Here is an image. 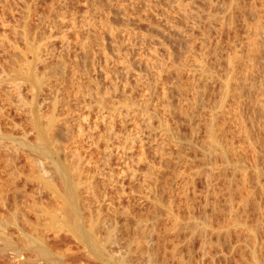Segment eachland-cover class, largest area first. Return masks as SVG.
Wrapping results in <instances>:
<instances>
[{
	"label": "rangeland",
	"instance_id": "374dc122",
	"mask_svg": "<svg viewBox=\"0 0 264 264\" xmlns=\"http://www.w3.org/2000/svg\"><path fill=\"white\" fill-rule=\"evenodd\" d=\"M261 25L264 0H0V264L42 241L92 264L106 251L127 264H264ZM248 62L245 101L235 91ZM235 98L243 118L209 120ZM70 204L99 220L93 258L46 225ZM21 229L44 238L26 244Z\"/></svg>",
	"mask_w": 264,
	"mask_h": 264
},
{
	"label": "bare ground",
	"instance_id": "6f19581e",
	"mask_svg": "<svg viewBox=\"0 0 264 264\" xmlns=\"http://www.w3.org/2000/svg\"><path fill=\"white\" fill-rule=\"evenodd\" d=\"M236 1H234V3H235ZM236 3H238V6L240 7L241 5H240V3L239 2H236ZM186 4V3H185ZM182 5H184V4H182ZM236 6H237V4H235ZM29 6V5H28ZM27 6V7H28ZM237 8V7H236ZM234 9V8H233ZM232 9V10H233ZM237 10H239V8L237 9ZM87 14V13H86ZM91 14V13H90ZM88 15V14H87ZM234 16V15H233ZM231 17V16H230ZM84 18H85V16H84ZM82 19V18H81ZM91 19V18H90ZM231 19V18H230ZM233 19H234V17H233ZM262 19V18H261ZM84 20V19H83ZM87 20H89V19H87ZM93 20H94V18H93ZM89 22V21H88ZM91 22V21H90ZM230 22V21H229ZM92 23V22H91ZM90 23V24H91ZM94 23V22H93ZM75 24V23H74ZM89 24V25H90ZM262 24V23H261ZM92 25V24H91ZM96 26H97V24H96ZM262 27H263V29L260 31H258V33L257 34H260L262 31H263V33H264V25H261ZM99 27V26H98ZM120 27V26H119ZM74 28V27H73ZM96 28V27H95ZM100 28V27H99ZM127 28V27H126ZM92 29V28H91ZM101 29V28H100ZM128 29V28H127ZM129 29H131V28H129ZM250 29V28H249ZM72 30V29H71ZM120 30H122V28L120 29ZM124 30V29H123ZM93 31V30H92ZM118 31V30H117ZM125 31V30H124ZM129 31V30H128ZM93 32H96L95 30L93 31ZM111 32V31H110ZM121 32V31H120ZM109 33V32H108ZM114 33V32H113ZM262 33V34H263ZM117 34V33H116ZM115 33H114V36L116 35ZM128 34V33H127ZM134 34V33H133ZM138 34V33H137ZM136 34V35H137ZM128 35H130L129 37L132 39V37H131V33L129 32V34ZM136 35H135V37H136ZM139 35V34H138ZM121 36V35H120ZM117 37V36H116ZM127 37V36H126ZM128 37V38H129ZM140 37V36H139ZM138 37V38H139ZM113 38V37H112ZM121 39V38H120ZM146 39V38H145ZM101 40V39H100ZM99 40V41H100ZM122 40V39H121ZM135 40H137V39H135ZM140 40V39H139ZM142 40V39H141ZM147 40V39H146ZM149 40V39H148ZM161 40V39H160ZM143 41V40H142ZM165 41V40H164ZM116 42V41H115ZM123 42V41H122ZM132 42H133V40H132ZM137 42V41H136ZM167 42V41H166ZM135 43V42H134ZM140 43V42H139ZM86 44V43H85ZM99 44V43H98ZM117 44V43H116ZM121 44V43H120ZM131 44H133V43H131ZM142 44V43H141ZM140 44V45H141ZM144 44V43H143ZM161 44H162V42H161ZM166 44V43H165ZM169 44V43H168ZM89 45V44H88ZM139 45V44H138ZM131 46V45H130ZM130 46H128L129 48H130ZM134 46V45H133ZM166 46V45H165ZM169 45H167V47H168ZM125 47V46H124ZM123 47V48H124ZM127 47V48H128ZM170 47V46H169ZM128 48V49H129ZM41 49V48H40ZM40 49H39V51H38V53L36 54L37 55V57H38V59H39V61L40 62H42L43 61V57H44V54H42L41 52L42 51H40ZM133 49V48H132ZM135 49V48H134ZM156 50H157V48H155ZM42 50V49H41ZM153 50H154V48H153ZM152 50V51H153ZM125 51V50H124ZM145 51V50H144ZM159 51V50H158ZM170 51V50H169ZM119 52V51H118ZM154 52H156V51H154ZM150 53L151 52H149V56H151L150 55ZM136 54V53H135ZM146 54V53H145ZM144 54V55H145ZM171 55V54H170ZM173 55V54H172ZM134 56V55H133ZM136 56V55H135ZM134 56V57H135ZM148 56V57H149ZM154 56V55H153ZM120 57V56H119ZM118 57V58H119ZM141 57H143V56H141ZM156 57V56H155ZM158 57V56H157ZM45 58V57H44ZM133 58V57H132ZM140 58V57H139ZM160 58V57H159ZM173 58V57H172ZM171 58V59H172ZM38 59H37V61H38ZM116 59V58H115ZM127 59V58H126ZM157 59V58H156ZM162 59V58H161ZM160 60V59H159ZM38 61V62H39ZM105 61V60H104ZM114 61V60H113ZM118 61H120V60H118ZM130 61V60H129ZM169 61H170V59H169ZM124 62V61H123ZM110 63V62H109ZM108 63V64H109ZM137 63H140V62H137ZM248 63H250V64H246L247 66H245L244 64V66H245V68L244 69H242L241 71H240V74L241 75H243L242 77H241V75H240V77L238 76V78H236L237 79V85H239L238 87H236L237 88V91H235V92H237V94L241 97L242 95H247V97L248 98H245V96H244V100L246 101L247 99L249 100L250 99V97H251V95L249 94V93H244L245 92V87L244 86H246L248 83H247V81L251 78V75H253L254 73V71L256 70L255 68H254V65H256V64H254L253 62H248ZM113 64H115V63H113ZM120 64V63H119ZM131 64H132V62H131ZM173 64V63H172ZM106 65V64H105ZM129 65H130V63H129ZM109 66V65H108ZM123 66V65H122ZM126 66H128V64L126 65ZM155 66V65H154ZM170 66V65H169ZM172 66V65H171ZM243 66V67H244ZM130 67V66H129ZM134 67V66H133ZM156 67V66H155ZM163 67V66H162ZM177 67V66H176ZM108 68V67H107ZM106 68V69H107ZM110 68V67H109ZM123 68V67H122ZM127 68V67H126ZM164 68V67H163ZM162 68V69H163ZM169 68V67H168ZM167 68V69H168ZM171 69V68H170ZM255 69V70H254ZM128 70V69H127ZM164 70V69H163ZM172 70V69H171ZM234 70V69H233ZM105 71V70H104ZM121 71H122V69H121ZM235 71V70H234ZM234 71H233V73H234ZM109 72V71H108ZM124 72V71H123ZM129 72H130V70H129ZM239 72V71H238ZM114 73V72H113ZM160 73V72H159ZM171 73V72H170ZM232 73V72H231ZM233 73H232V75H233ZM252 73V74H251ZM162 74V73H161ZM238 74V73H237ZM115 75H117L116 73H115ZM114 75V76H115ZM123 75V74H122ZM125 75V74H124ZM111 77V76H110ZM241 80H240V79ZM36 79H39L38 80V84H40L41 83V81H42V78H37L36 77ZM161 82V81H160ZM242 82V83H241ZM125 83V82H124ZM238 83H241L242 85L240 86V84H238ZM50 86V90L52 89V85H49ZM19 87V86H18ZM10 90L11 89H6V92L9 94V98L7 97V100L8 101H10L11 102V94H13V93H10ZM20 90V89H19ZM262 92H263V94H264V91L262 90ZM7 93H5L4 92V94H7ZM259 93H261V92H259ZM258 93V94H259ZM234 93H232V95H233ZM231 95V96H232ZM236 95V94H235ZM13 96V95H12ZM237 96V95H236ZM239 96H237L236 98H238ZM256 96H258V95H256ZM18 97V96H17ZM230 97V96H229ZM229 97H227L228 98V100H229ZM239 97V98H240ZM243 97V96H242ZM259 97V96H258ZM235 98V99H236ZM223 99H224V97H223ZM223 99H221V102H220V105L218 104V105H215V106H213L212 108H211V119L209 118V120L211 121L212 120V118H214V116H215V113L216 112H218V111H223V112H220V113H222L223 115H225L226 113H228V112H231V110H236V117H238V116H240V118H243V115H244V112H245V108H244V106H243V100L242 99H239V100H237V104L235 105L236 107L235 108H232V105L230 106L229 104H227V103H225V102H223L222 103V100ZM234 99V100H235ZM251 99H252V97H251ZM227 100V101H228ZM232 100V99H231ZM2 101V100H1ZM7 101V102H8ZM13 101V100H12ZM244 101V102H245ZM230 102V101H229ZM249 102V101H248ZM3 103V102H2ZM236 103V102H235ZM246 104V103H245ZM115 105V104H114ZM113 105V106H114ZM171 104H169V106H170ZM247 105V104H246ZM5 107V106H4ZM3 107V105H0V114L1 115H6V111L7 110H5V109H7V108H4ZM116 107V106H115ZM114 107V108H115ZM118 107V106H117ZM172 107H173V105H172ZM171 107V108H172ZM37 108V107H36ZM113 107H111V109H112ZM119 108V107H118ZM170 108V107H169ZM247 108H248V106H247ZM109 109V108H108ZM111 109H110V111H111ZM116 110V109H115ZM171 110V109H170ZM37 111V110H36ZM35 111V112H36ZM218 114H219V112H218ZM229 114V113H228ZM228 114H226V115H228ZM255 114V113H254ZM253 114V115H254ZM0 115V116H1ZM216 116H218V115H216ZM37 117H39L38 115H37ZM225 117V116H224ZM252 117V116H251ZM253 117H255V116H253ZM218 118H220V116L218 117ZM221 118H223V117H221ZM217 119V118H216ZM216 119H214L213 121H215ZM224 119V118H223ZM225 120V119H224ZM234 120V119H233ZM37 121V120H36ZM40 121V120H39ZM234 121H236V118H235V120ZM52 120H51V117H49V121H48V125H52ZM216 122V121H215ZM243 122H244V120H243ZM37 125V124H36ZM46 126H47V124H45ZM44 125V126H45ZM209 125L212 127V123H210L209 122ZM215 125V124H214ZM213 125V126H214ZM39 126H40V124H39ZM221 126V125H220ZM223 127V126H222ZM38 128V127H37ZM40 128V127H39ZM43 128V127H42ZM48 128V127H47ZM51 128H52V126H51ZM195 129H197V128H195ZM199 129V128H198ZM222 129V128H221ZM223 129H224V127H223ZM223 129H222V131H223ZM42 130V129H41ZM50 130V129H49ZM46 131V130H45ZM221 131V132H222ZM50 132H52L51 130L49 131V133ZM48 133V132H47ZM43 134V133H42ZM46 134V133H45ZM42 136V135H41ZM0 137H2V139L3 138H7L8 137V135H6L5 133H3V132H1L0 131ZM48 137H50V134H49V136ZM49 139H51V138H49ZM46 140H47V138H46ZM45 140V141H46ZM40 141H41V138H40ZM53 144H54V142H52ZM49 144V143H48ZM45 145H46V143H45ZM45 145H44V143L42 142L41 144H40V146H39V149L40 150H42V151H44L45 150ZM54 145H56V144H54ZM50 146V145H49ZM224 147V146H223ZM46 149H47V151H48V148L46 147ZM223 151H224V149H223ZM46 152V151H45ZM47 153V152H46ZM49 153V152H48ZM42 154V153H41ZM42 155H45V154H42ZM54 163L56 162V161H53ZM57 163V162H56ZM55 163V164H56ZM57 166V165H56ZM58 168V167H57ZM56 168V171L58 170ZM59 171V170H58ZM62 171V170H61ZM61 173H63V172H61ZM57 174H58V172H57ZM69 174H71V173H69ZM62 175V174H61ZM60 176V175H59ZM63 176V175H62ZM61 176V177H62ZM65 177V176H64ZM70 177V176H69ZM73 177V179H75L76 180V175L75 176H72ZM74 177H76V178H74ZM79 178V177H78ZM65 179V178H64ZM71 179V178H70ZM73 179H71V180H73ZM47 181V180H46ZM77 181V180H76ZM63 182H65V181H63ZM73 182V181H72ZM71 182V183H72ZM48 185L50 184V185H52L51 183H49L48 181L46 182ZM76 183V185L75 186H77V182H75ZM80 182L78 181V187L77 188H79L80 187V184H79ZM73 184V183H72ZM74 185V184H73ZM65 186V185H64ZM74 186V187H75ZM66 188H68V187H66ZM78 190V189H77ZM56 191H58V190H56ZM64 192V191H63ZM73 192V191H72ZM61 193V192H60ZM58 194V193H57ZM77 194H78V192H77ZM60 195V194H59ZM63 195H65V194H63ZM79 195V194H78ZM66 196V195H65ZM64 196V197H65ZM60 197L62 198L63 196L62 195H60ZM79 197H80V195H79ZM76 198V197H75ZM63 199V198H62ZM66 199V198H65ZM78 199V198H77ZM80 199H81V197H80ZM72 200V199H71ZM69 201H70V199H69ZM78 201H79V199H78ZM80 202H81V200H80ZM80 202H79V205H81L80 204ZM69 203V202H68ZM76 203V202H75ZM74 204V203H73ZM72 204H70V206H71ZM63 206H66L65 204H63ZM62 206V207H63ZM72 207H74L73 205L71 206V208L70 207H66V209L65 210H63V216H62V218H61V216H58V215H61L62 213V211H60V214H56L55 212H54V214H53V212L51 213V217H50V221H49V223L48 224H46V225H49L52 229H53V227H54V229H55V227H57L58 229L61 227V229H59V232H61L62 231V228H68L71 232H72V234H73V236H75V238L76 239H78V241H80V242H78L77 241V244H79L80 243V246H81V243L84 245V249L86 250L87 249V252L89 253H87L90 257H92L93 258V256H92V252L94 251V250H96V249H99L98 247V243H97V241H96V238H95V236L97 235H95V232H97V229H98V227H99V220H98V218H94V217H89V218H86V217H84L83 215H81L76 209H72ZM78 207H80L81 208V206H78ZM64 208V207H63ZM63 208H60L61 210L63 209ZM79 208V211L81 210ZM83 208V207H82ZM57 209V208H56ZM56 209H54V210H56ZM53 210V211H54ZM59 211V210H58ZM83 211V210H82ZM83 213V212H82ZM24 215V214H23ZM160 215V214H159ZM84 218H86V219H89V220H86V221H89V225L87 224L88 222H86L85 223V221L83 220V217ZM156 216H157V214H156ZM47 217V216H46ZM16 218V217H15ZM26 218H28L27 217V215H26ZM158 218H160V216H158ZM157 218V219H158ZM25 219V218H24ZM29 219V218H28ZM28 219H26V220H28ZM178 220V219H177ZM180 220V219H179ZM48 222V221H47ZM175 222H176V220H175ZM181 222V221H180ZM18 223V222H17ZM177 223V222H176ZM178 223H179V221H178ZM178 223L176 224V225H178ZM0 224H2V222L0 221ZM85 224H87L86 226H85ZM3 225H4V223H3ZM2 225V226H3ZM88 226V227H87ZM0 227H1V225H0ZM88 229H87V228ZM44 228V227H43ZM46 228V227H45ZM57 228H56V230H57ZM66 228V229H67ZM2 229V228H1ZM5 230V229H4ZM44 230H46V229H44ZM43 230V231H44ZM56 230L54 231L55 233H57L56 232ZM61 230V231H60ZM68 230V231H69ZM58 231V230H57ZM3 232V231H2ZM62 232H64V229H63V231ZM66 232H67V230H66ZM65 232V233H66ZM4 234L3 235H5L6 234V232H3ZM44 233V232H43ZM42 233V234H43ZM64 233V234H65ZM70 233V232H69ZM68 233V234H69ZM1 234V233H0ZM21 234H23L24 236H23V238H22V241L23 242H27V241H30V242H27L26 244H28L29 243V245H34V244H36V243H38V241L41 239V238H39L38 236H34L35 237V239H32V242H31V238L28 236V235H30V234H26V233H24V230L23 229H21ZM39 234H41V233H39ZM45 234V233H44ZM71 234V233H70ZM33 235V234H32ZM31 235V236H32ZM35 235H38V234H35ZM58 235V234H57ZM66 235V234H65ZM56 236V235H55ZM60 236V235H59ZM70 236V235H69ZM27 237H29V240H27ZM33 237V236H32ZM72 236H70V238H71ZM97 237V236H96ZM112 237H115V236H112V234H110V235H108V239L110 240V239H112ZM5 238V237H4ZM39 238V239H38ZM44 238V237H43ZM42 238V239H43ZM56 238H58V237H56ZM7 239V238H6ZM42 239H41V241H42ZM72 239V238H71ZM76 239H74V240H76ZM98 239V238H97ZM47 240V239H46ZM115 241H116V239H114ZM8 241V240H7ZM6 241V243H11V242H7ZM99 241V240H98ZM111 241V240H110ZM46 242V241H45ZM44 241H42V243L40 244V242H39V246L37 247L36 245V251H37V253H35L34 251L35 250H33L32 252L33 253H35L36 255H26V254H24V251L22 250H19V247L17 248V249H14V250H16V251H14L13 250V254L15 255L14 256V261H13V263L12 264H73V262H75L74 264H92V262L90 263L89 262V260L90 261H92L91 259H89L88 258V260H87V262L85 261V262H83V260L81 261V259H80V261H77V258H75V259H73L72 260V258H71V256H74V255H72L71 254V256H68V252L67 253H65V251L66 250H70L71 248H69L68 246V248L69 249H66L65 251L63 250V252L65 253H63V255L66 257V256H68V257H70V259H71V261H68L67 262V257H66V260H64L63 259V255H61V253H59V251H58V253L57 252H54L53 253V251H51L52 249H53V247H50V248H48L47 246H48V244H47V242L45 243ZM100 242V241H99ZM112 242V241H111ZM13 244H14V242H12ZM25 243H24V245H25ZM49 243V242H48ZM75 243H76V241H75ZM102 243V242H101ZM16 244V243H15ZM104 243H102V245H103ZM9 245V244H8ZM17 245V244H16ZM47 245V246H46ZM50 245V244H49ZM82 245V246H83ZM4 246V245H3ZM11 246V245H10ZM51 246V245H50ZM78 246V245H77ZM100 246H101V244H100ZM105 246V245H104ZM5 247L7 248V247H9V246H7L6 244H5ZM17 247V246H16ZM27 247V246H26ZM22 248V247H21ZM24 248H25V246H24ZM78 248H79V246H78ZM78 248H77V250H78ZM129 248H131V247H129ZM129 248H128V252L130 253L131 252V249H130V251H129ZM23 249V248H22ZM29 249V248H28ZM27 249V250H28ZM34 249V248H33ZM51 249V250H50ZM57 249V248H56ZM83 249V247L82 248H80V250H84ZM101 249H102V247H101ZM100 249V250H101ZM104 249H105V247H104ZM10 250V249H9ZM25 250V249H24ZM60 250V249H59ZM122 250V249H121ZM133 250V249H132ZM1 251H3V250H1ZM30 251V250H29ZM54 251H55V249H54ZM73 251V250H72ZM97 251V250H96ZM123 251V250H122ZM139 251V250H138ZM16 252V253H15ZM70 252V251H69ZM80 252V251H79ZM82 252H85L86 253V251H81L80 253H82ZM102 252V251H101ZM125 252V251H124ZM127 252V251H126ZM32 253V254H33ZM105 253V252H104ZM111 253V252H110ZM108 251H106V256H107V258L108 257H110V258H108V260H104V263L102 262L101 264H111V260L112 261H114L115 262V264H127V263H129L128 261H132L133 259H132V257H134V256H132V255H130V254H132V253H130L129 255L130 256H132L131 257V259L132 260H129V257L128 256H126V255H121V253L122 252H120V256H117V258L115 259L114 258V254L116 255L117 253H114L113 255H111ZM150 253V252H149ZM31 254V253H30ZM67 254V255H66ZM93 254H96V253H93ZM104 254V255H105ZM118 254H119V252H118ZM117 254V255H118ZM123 254V253H122ZM101 255V254H100ZM104 255H101V256H103L104 257ZM138 255V254H137ZM84 256H86L85 254H83V257ZM95 256V255H94ZM152 256V257H151ZM12 257V256H11ZM82 257V258H83ZM88 257V256H87ZM96 257H97V254H96ZM137 257L138 256H136V259H137ZM147 257V256H146ZM13 258V257H12ZM81 258V257H80ZM98 258H100L99 256H98ZM155 258H156V254H154V255H150V257H149V262L148 261H146V262H148L147 264H154L153 262L155 261ZM114 259V260H113ZM78 260H79V257H78ZM84 260H86V259H84ZM99 260V259H98ZM135 260V259H134ZM94 262V261H93ZM95 262H97V261H95ZM95 262L93 263V264H95ZM133 262V261H132ZM137 262H139L138 261V259H137ZM99 262H97L96 264H98ZM139 264H140V262H139Z\"/></svg>",
	"mask_w": 264,
	"mask_h": 264
}]
</instances>
